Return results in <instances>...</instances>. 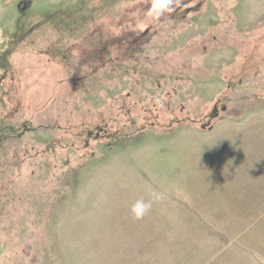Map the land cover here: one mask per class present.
Masks as SVG:
<instances>
[{"label":"rangeland","instance_id":"rangeland-1","mask_svg":"<svg viewBox=\"0 0 264 264\" xmlns=\"http://www.w3.org/2000/svg\"><path fill=\"white\" fill-rule=\"evenodd\" d=\"M150 6L0 0V264H264V0Z\"/></svg>","mask_w":264,"mask_h":264},{"label":"clouds","instance_id":"clouds-1","mask_svg":"<svg viewBox=\"0 0 264 264\" xmlns=\"http://www.w3.org/2000/svg\"><path fill=\"white\" fill-rule=\"evenodd\" d=\"M171 5L172 0H151V6L145 15V20L142 23L150 24L153 21H158L164 13H170L173 11ZM159 198V194H153V199H137L129 209L131 219L133 221L142 220L150 212L154 202Z\"/></svg>","mask_w":264,"mask_h":264},{"label":"water","instance_id":"water-1","mask_svg":"<svg viewBox=\"0 0 264 264\" xmlns=\"http://www.w3.org/2000/svg\"><path fill=\"white\" fill-rule=\"evenodd\" d=\"M27 5L26 2H21L18 6L19 11L23 12L27 8Z\"/></svg>","mask_w":264,"mask_h":264}]
</instances>
